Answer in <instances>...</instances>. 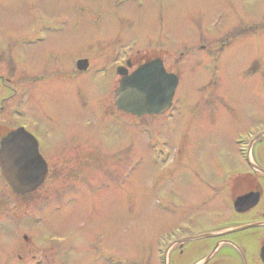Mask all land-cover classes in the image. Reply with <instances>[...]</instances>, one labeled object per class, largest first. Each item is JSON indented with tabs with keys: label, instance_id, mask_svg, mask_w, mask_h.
<instances>
[{
	"label": "rangeland",
	"instance_id": "1",
	"mask_svg": "<svg viewBox=\"0 0 264 264\" xmlns=\"http://www.w3.org/2000/svg\"><path fill=\"white\" fill-rule=\"evenodd\" d=\"M263 10L264 0H0V71L26 90L8 116L49 162L28 195L0 177V264H160V240L187 217L214 216L213 204L195 207L214 165L239 164L233 137L264 128V71L254 72L264 36L240 23ZM154 57L180 79L173 113L121 114L115 65ZM80 58L89 73L76 72Z\"/></svg>",
	"mask_w": 264,
	"mask_h": 264
},
{
	"label": "flooded vegetation",
	"instance_id": "2",
	"mask_svg": "<svg viewBox=\"0 0 264 264\" xmlns=\"http://www.w3.org/2000/svg\"><path fill=\"white\" fill-rule=\"evenodd\" d=\"M240 23L247 25L244 31L249 25H258L261 36H264V12L257 21ZM261 39L264 40V37ZM3 65L0 63L1 67ZM257 69L263 73L262 62L254 72ZM11 77L8 69L3 73L0 71V140L21 124L10 122L8 113L12 109L11 98L19 94L21 101L26 96L23 83L17 87L16 81L11 84ZM263 130L260 124H256L248 131L238 132L236 137H244L242 145H236V137H233L231 142L238 149L239 164L234 166L225 160L224 165H214L212 191L198 199L195 206L198 211L202 205L213 204L214 216L207 218L194 215L187 217L186 222L181 220L187 228L169 236L166 264H192L193 259L196 260L193 264H198L210 255L204 264H264V135L259 136ZM206 220V224H209L207 227L202 223ZM205 233L214 235L196 238Z\"/></svg>",
	"mask_w": 264,
	"mask_h": 264
},
{
	"label": "water",
	"instance_id": "3",
	"mask_svg": "<svg viewBox=\"0 0 264 264\" xmlns=\"http://www.w3.org/2000/svg\"><path fill=\"white\" fill-rule=\"evenodd\" d=\"M87 67V60L78 61V70ZM117 74L122 77L114 97L118 110L142 117L161 114L171 106L178 79L165 71L161 60L147 62L130 75L119 67ZM0 171L16 194L31 193L43 183L46 163L35 138L24 129L11 132L0 141Z\"/></svg>",
	"mask_w": 264,
	"mask_h": 264
}]
</instances>
